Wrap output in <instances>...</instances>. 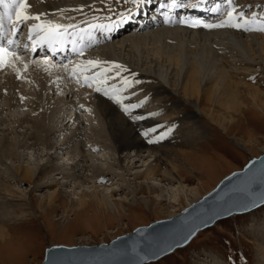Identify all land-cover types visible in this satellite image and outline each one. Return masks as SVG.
<instances>
[{"label": "bare ground", "instance_id": "1", "mask_svg": "<svg viewBox=\"0 0 264 264\" xmlns=\"http://www.w3.org/2000/svg\"><path fill=\"white\" fill-rule=\"evenodd\" d=\"M63 1L64 3L66 1H74L91 4L80 7L79 14L82 15H84L83 13H99L100 10L108 8L101 0H26V3L29 5L26 9L27 14H43L39 16L38 20H29L26 27L29 24L45 21H50L53 24H62L59 23L61 20L58 14L52 12L51 18L44 12L57 9V12H61L60 14H63V12L65 14L64 9L67 6H65L66 4L63 5ZM253 1L256 2L257 0ZM215 2L222 5L223 0H216ZM120 3L131 2L130 0H121ZM243 3L244 0H233L234 6H239L234 7V11H243L245 19L251 18L253 13L256 14L254 19L257 23L250 24L248 30L236 29L228 25L213 28H204L202 26L182 28L175 25L176 22H171L172 17H169L168 20L165 16L158 15L148 16L146 18V26L139 28L141 31L145 29H148V31L140 32V30H137L140 33L136 32L132 34H129V31H122L117 38L111 41L97 36L88 39L86 46H81V50H79L83 55L81 56L78 52V55H75L76 58L65 66L52 64L51 61H49L51 63H48L45 58H35L31 61L27 56L28 54L23 55L15 52L19 57H25L29 61L26 62L25 59L20 58L19 60L12 61V66L14 67L12 70H6V67H4V70L0 68V92L3 89L7 90L8 93L15 92L13 85L10 84L12 81L15 82L14 73L18 74L20 72L23 75L25 71L27 73L38 74L39 83L35 86L37 96L33 99L32 106L42 119L46 117L48 110V101L44 96V90H46L44 82L46 78L53 80L56 77L55 73H57V70L58 72L59 70L64 71L66 72V76H69L73 71L74 65L79 61L87 59L99 60L101 62H115L127 69V72L121 73L122 77L127 78L129 81H136L138 77H141L142 81H147L148 83H143V87L139 81L133 82L134 85L137 84V89H134H136V93L140 92V94L145 95H143V98L146 103L147 101H151L156 106L146 104L147 108H142V99H139L138 103L128 97L132 93H129V89L120 92L114 101L109 96H105L103 91H95L96 86L94 85L90 87L91 96L94 100L93 103L96 105V110L104 120L102 131L107 135V140L95 138L82 140V143H74L72 140L64 137V130L61 126L57 133L58 136L56 135V138L50 142V140H43L37 136V132L43 130V126L37 121L32 122L34 128L33 136L36 141L30 143V146H27L28 143L26 142H18V140L15 141L14 139L10 141L0 140V159L6 157L21 158L22 151L20 154V150H18L20 149L18 148L19 146L34 148L35 145L43 147L42 150H37L36 154L47 155L52 153L49 156L54 159L61 156L59 162L47 165L52 170V173L47 171L49 173L45 172L42 178L39 177L41 170L38 169V166L42 162L34 160L30 154L26 156L27 166L17 164L12 167V173L5 170L6 168L3 170L0 168V187H3L0 190L3 191L4 195H9L7 199L16 200L17 198L19 202L21 201L22 192L18 191L22 190L14 188L17 187V181L15 180H18L33 182V185L30 186L32 189L29 192L37 185L48 187L50 189L47 195L48 203H53L55 198H57L58 187L68 186L66 190L70 193L71 197L68 210H72V213L75 212V214L89 207L91 204L99 210H103L109 205L115 206V200L118 201L120 198H114L112 195L116 192L115 190H122L117 180L122 179L123 173L134 163L133 159H127L129 157H137L139 160L148 158L142 160L141 165L144 166V169L139 174V177L146 183L153 179V177H157L159 181H163L167 175L174 177L179 182L184 181L177 157L181 156L184 160V158L190 155V152L172 150L167 143L171 141L174 144L178 143L186 146L184 148H190L192 144L199 142L204 130L197 124L198 114L190 106H194L198 110V113L202 114L203 117L205 116L207 120L215 122L225 132L230 130L231 125L239 121L240 115H243V111L248 109L245 101L241 98L240 91L236 88V84H239L237 81H234L236 74L226 69V65L231 64L228 60L229 58L220 52L218 53V49L211 48V45H218V47L223 45L226 48L233 46L241 54H249L251 58L256 56L264 61V35L259 33L261 30H259L260 25L258 23L259 20L264 19V11L261 12V15H258L259 13L257 12L259 11L257 9L259 6H255L254 4H252L254 5L252 10L246 11L250 7L245 9L244 6L246 5ZM121 4L116 3L109 7L112 6L114 8L115 5L119 6ZM131 6L133 8L136 5L131 3ZM226 8L220 11L219 15L212 14L209 17L210 14H208L209 18L203 21L212 24L223 21L227 15ZM250 11L251 13L248 14ZM66 14L69 15L68 13ZM0 15H2V12H0ZM57 17L58 19H56ZM88 19L79 22L74 21L73 23L78 22V24L74 25L83 27ZM166 20L168 21L165 22ZM63 25L68 24L64 23ZM87 33L88 31L84 30V35ZM164 39H174L176 41L175 44L172 42L174 44L172 50L171 42L170 44L163 43ZM192 41L194 44H191ZM155 43L159 44L155 48L154 46H147L148 44L154 45ZM141 48H144L145 52L141 51ZM133 50L136 53L133 54ZM216 56L219 57L217 58ZM85 67L87 66L81 64L80 69L74 73L75 77L80 78L77 81L84 85L91 81V75L82 70ZM132 73H135V75H131ZM85 75H89V82H85L83 79ZM116 80L110 78L106 83L119 85ZM100 87L103 89L104 84H101ZM246 89L250 92L249 98L253 102L252 104L254 106L257 105L258 109L262 108L264 106L262 91L260 92L250 87ZM163 98L170 100L177 99V101H173V103L171 101L165 102L161 100ZM122 104H134L137 107L131 108L129 110L131 115H129L122 108ZM157 105H160L162 110H159ZM133 116L140 118L133 119ZM102 127L99 129H102ZM91 130L96 131L94 128H91ZM234 141L237 140L234 139ZM260 150L264 152V149ZM58 154H60L59 157H57ZM123 158L127 159L125 160L126 164L122 163ZM40 167L44 168V165ZM128 179L126 178V180ZM144 187H140L138 192H151L149 187ZM20 205L23 204L21 203ZM48 207L50 209L53 206ZM20 212H16L15 209L11 208L2 214L5 218L0 217L1 242L6 237L9 238L8 235L11 233L8 231L6 223L16 221L19 217L21 218ZM74 219L70 223L64 224V234L70 225L75 224ZM258 220H261V218L256 215V218L252 219L249 229H252L251 233L254 236V241L257 242V261L259 264H264V222H261L262 225L260 224V226H255L254 224ZM28 247H30V242ZM15 251L18 252L17 250ZM6 255L10 256V252L6 253ZM209 259L212 261V258ZM210 261L208 260L209 263L204 264H217L215 261Z\"/></svg>", "mask_w": 264, "mask_h": 264}, {"label": "rangeland", "instance_id": "2", "mask_svg": "<svg viewBox=\"0 0 264 264\" xmlns=\"http://www.w3.org/2000/svg\"><path fill=\"white\" fill-rule=\"evenodd\" d=\"M101 1L108 8L100 10L99 13L79 14V9H81L82 5L88 6L91 4L74 1H66V3L63 1V5L66 4L65 6H67L64 9L65 14L64 12L60 14L61 12H57V9L45 11L44 13H47L52 18V12H55L61 20L59 23L70 24L74 21L86 20L92 16L98 17L97 20L110 16L115 17L119 15L120 11L131 7V3L121 4V0ZM256 2L244 0L246 5L244 7L245 9L250 7L251 9L246 10L249 11L252 10L254 5L259 6L257 9L259 12L257 13L261 15V12L264 11V0H257ZM116 3L121 5H115L114 8L112 6L109 7ZM250 13L251 11L248 12V14ZM144 31H148V29L140 32ZM136 32L140 33L138 31L128 33ZM259 33L264 35V31ZM164 42L169 44L171 42L172 50L176 41L174 39H164ZM158 45V43H155L147 46H154L155 48ZM212 47L215 50L218 49V53L220 52L229 58L228 60L231 64H227L226 69L236 74L234 81L239 83L236 84V88L240 91L241 98L245 101L248 109L244 110L243 115H240L238 119L239 121L233 123L230 130L225 132L215 122L207 120L205 116L203 117L202 114L198 113L194 106H190L197 112L198 119L196 122L204 130L199 142L192 144L190 148H184L186 146L178 143L174 144L171 141L167 143L172 150L190 152V155L184 160L181 156L177 157L184 181L179 182L174 177L167 175L163 181L153 177L146 183L139 177V174L144 169V166L141 165L142 160L148 158L139 160L137 157H129L127 159H133L134 163L123 173L122 179L117 180L122 190H115L116 192L112 195L114 198H120L118 201L115 200L116 205H109L107 208L99 210L91 204L92 206L90 205L75 214V212L72 213V210H68V204H70L71 199L70 193L66 190L68 186L58 187L57 198L51 204L47 202V195L50 192L48 187L37 185L29 192L32 189L30 186L33 185V182L15 180L17 181V187H13L22 190L18 191L22 192L20 202L17 198L16 200H8L9 195H4L3 191L0 190V217L5 218L2 214L11 208L15 209L16 212L21 211V218L19 217L16 221L6 223V227L11 233L8 235L9 238L6 237L2 242L0 240V264H38L42 261L44 249L48 245L109 243L110 240L117 236L132 233L138 226L149 225L155 220L172 218L178 215L186 206L213 189L224 176L233 170L241 169L249 157H257L262 153L260 149H264V106L259 109L257 105L254 106L249 98L250 92L246 88L250 87L260 92L262 91V97L264 98V61L256 56L251 58L249 54H241L233 46L226 48L223 45L219 47L218 45H211ZM141 51L145 52L144 48H141ZM132 53L134 54L136 51L133 50ZM123 55L125 56V54ZM216 57L218 58L219 56ZM20 58L25 59L26 62L29 61L25 57ZM34 59H31V61ZM119 59L122 60L121 58ZM13 68V66H8L6 70H12ZM24 74L22 75L20 72L18 74L14 73L15 82L12 81L13 83L11 82L10 84L13 85L16 94L15 92L8 93L5 89L0 92V140L10 141L14 139L15 141L18 140V142H26L28 143L27 146H30V143L36 141L33 136V121H37L43 126V130L37 132V136L43 140H50V142L56 138L55 136L61 126L64 130V137L74 143H82V140L95 138L108 139L107 135L104 134L105 132L102 131L104 120L96 110L95 103H93L94 100L91 96L92 92L90 91L89 83L80 84L77 81L78 77H75L74 74L66 76V72L61 70L59 72L57 70V73H55L56 77L59 75L57 77L59 78L58 81L56 77L54 78L55 80L53 79L54 82H52V79L46 78L44 96L48 101V110L46 117L42 119L32 106V101L37 96L35 86L39 83L38 74L25 71ZM116 79L118 84L122 85L120 78ZM141 79V77H138L136 81H139L143 87V83L146 84L148 82ZM56 88L58 89L56 90ZM134 88L137 89V84L131 83L130 87L123 86V90L129 89V93L132 92L128 96L130 99L138 103V100L142 99V108H147L146 104L156 106L151 101L146 103L143 98L144 94L136 93ZM167 88L169 87L167 86ZM175 96L177 97L176 94ZM161 100L165 102L171 101V103L177 101V99L170 100L167 98ZM157 106L159 110H162L160 105ZM99 125L101 126L98 127ZM101 127L102 129H99ZM91 128H94L97 132L92 131ZM234 139L237 141H234ZM81 143L80 145L82 146ZM240 144L243 145L241 146ZM18 148H20L18 149L20 154L22 151L21 158L6 157L7 159H0L1 170L6 168L5 170L12 173V167L17 164L27 166L26 156L30 154L34 160L42 162L38 166V169L41 170L39 177L42 178L45 172L49 173L47 171H50L52 173V170L47 165L59 162V158H61L60 154L57 155V157L60 156L57 159L49 156L52 153L47 155L36 154L37 150L43 149L41 145H35L34 148H23V146ZM40 153L42 152L40 151ZM127 159L123 158L122 163L126 164L125 160ZM43 165L44 168H41L40 166ZM126 178L129 179L126 180ZM9 182L12 183L11 181ZM144 186L146 188L149 187L151 192H138V189ZM0 188L3 189V187ZM145 199H147L146 202H144ZM21 203L23 205H20ZM48 206L53 207L49 209ZM252 213L254 214L252 215ZM256 215L261 220H258L254 225L260 226L261 222H264V204L251 211L219 219L213 225L198 231L187 245L176 248L155 261L143 264H204L209 263V258H212L210 262L215 261L217 264H259L256 254L257 242L254 241V236L251 233L252 229H249L250 223L253 218H256ZM73 219L75 224L70 225L64 234V224L70 223ZM29 242L30 247H28ZM9 252L10 256H7L6 253Z\"/></svg>", "mask_w": 264, "mask_h": 264}, {"label": "water", "instance_id": "3", "mask_svg": "<svg viewBox=\"0 0 264 264\" xmlns=\"http://www.w3.org/2000/svg\"><path fill=\"white\" fill-rule=\"evenodd\" d=\"M264 204V152L224 176L200 199L172 218L136 227L109 243L48 245L38 264H143L187 245L217 220Z\"/></svg>", "mask_w": 264, "mask_h": 264}, {"label": "snow or ice", "instance_id": "4", "mask_svg": "<svg viewBox=\"0 0 264 264\" xmlns=\"http://www.w3.org/2000/svg\"><path fill=\"white\" fill-rule=\"evenodd\" d=\"M130 2L139 9L141 6L150 3L151 0H130ZM223 4L227 6L226 11L227 15L225 16L223 21H218L216 24L207 23L198 19H185L183 17L180 18L181 24H188L191 27H197L202 26L204 28H213V27H223L225 25L231 26L236 29H244L248 30V26L253 23H257V21L254 19L256 14L253 13L251 18L245 19V14L243 11L236 12L234 11L233 0H223ZM203 5V0H197V4L194 5V7H201ZM178 0H171V3L168 5V7H179ZM29 7V5L26 3V0H0V8L3 9L2 15H0V37H4V23L7 22L11 25L10 31L15 34L18 30V27L22 24L24 21L29 20H38L39 16L43 15L41 13H37L34 15H29L26 12V9ZM81 7H84L83 5ZM212 12H220L224 9L221 8L220 3L214 4L210 9ZM125 18H131L130 15L127 17H120V19ZM95 19V17L93 18ZM167 22V20L165 21ZM113 21H110L109 24L111 25ZM260 25L261 31H264V19H261L258 21ZM96 27H100L103 29L104 26L102 25H95V24H85L84 29L77 28L74 24H53L50 21H45L38 24H29L28 26V33H29V39H32V33L33 29H36V35L37 38L40 39L41 43H47L49 48L51 49L53 46L58 44L62 39L68 37L71 35L69 33L68 29H72L73 33H76L80 35L81 40L83 39L84 30H91ZM7 39V43H3L2 40H0V68L12 66L13 60H19L20 57L18 54H16L10 47L12 43L11 38H5ZM36 41L33 40V43ZM73 51L79 52L78 49H73ZM79 54L82 56L83 53L79 52ZM81 64L86 65L87 67L83 68L82 70L86 73H89L91 75V81L89 82V75H85L83 79L85 82H89V87H95V91L101 92L103 91V94L105 96H109V98L113 99L114 101L117 99V96L120 92L123 91V86H129L133 82L137 81H129L127 78H124L121 76V73L127 72V69L124 68L122 65L116 64L115 62H101L99 60H93V59H87L83 61H79L76 65L73 66V71L70 73V75H73L78 69H80ZM131 75H135V73H132ZM103 77V79H101ZM115 80L116 78H120L122 81V85H115V84H107L106 82L109 79ZM80 78H78L79 80ZM101 84H104L103 89L100 87ZM122 99V98H121ZM122 108L129 114L130 109L137 107V105L134 104H128V105H121ZM133 119H139L138 116H133ZM146 134V133H145ZM55 264V262H54Z\"/></svg>", "mask_w": 264, "mask_h": 264}]
</instances>
